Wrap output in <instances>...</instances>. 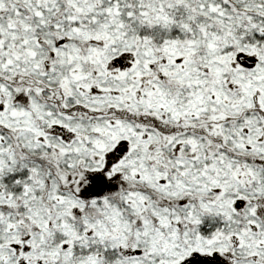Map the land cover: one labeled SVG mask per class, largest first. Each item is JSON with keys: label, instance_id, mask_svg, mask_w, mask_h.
<instances>
[{"label": "snow or ice", "instance_id": "snow-or-ice-1", "mask_svg": "<svg viewBox=\"0 0 264 264\" xmlns=\"http://www.w3.org/2000/svg\"><path fill=\"white\" fill-rule=\"evenodd\" d=\"M0 264H264V0H0Z\"/></svg>", "mask_w": 264, "mask_h": 264}]
</instances>
